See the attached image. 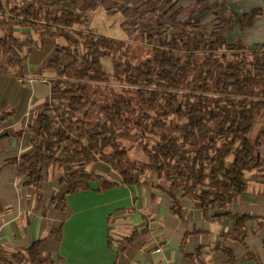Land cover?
<instances>
[{
  "label": "trees",
  "instance_id": "16d2710c",
  "mask_svg": "<svg viewBox=\"0 0 264 264\" xmlns=\"http://www.w3.org/2000/svg\"><path fill=\"white\" fill-rule=\"evenodd\" d=\"M100 4L121 11L123 26L144 23V56L88 28L89 11ZM185 11L178 0H0V80L24 75L37 55L48 75L53 98L35 109L26 128L30 148L16 164L33 186L62 169L55 209L92 181L98 190L151 183L174 206L187 197L210 219L247 190L248 172L264 170V46L237 49L221 22L198 28L192 18L181 21ZM14 27L28 31L16 35ZM104 57L112 72L103 70ZM13 114L20 115L13 109L2 119ZM90 161L107 164L114 181L84 169ZM223 216L234 222V238L244 234V214ZM133 239L118 240V250ZM10 255L17 263L54 264L39 242ZM0 261L8 262L2 249Z\"/></svg>",
  "mask_w": 264,
  "mask_h": 264
},
{
  "label": "crops",
  "instance_id": "0c3cea01",
  "mask_svg": "<svg viewBox=\"0 0 264 264\" xmlns=\"http://www.w3.org/2000/svg\"><path fill=\"white\" fill-rule=\"evenodd\" d=\"M178 1L185 13L196 2ZM188 15L203 29L221 22L227 43L237 49L264 46V0H206ZM41 68L42 58L31 56L24 75L0 80V100L6 104L0 107V249L8 260L0 264H32L17 263L10 254L24 253L35 242L54 264H264V170L248 172L247 190L226 209L213 210L218 216L210 219L180 197V191H175L180 199L174 206L151 183L98 190L92 181L90 188L66 194L62 210L52 204L61 189L62 169L38 186L25 184L16 160L30 148L26 128L35 109L53 98ZM13 109L18 118L2 119L4 111ZM83 168L113 181L116 177L101 161ZM223 214H244V234L234 238V222ZM132 234V242L119 251L118 240L125 243Z\"/></svg>",
  "mask_w": 264,
  "mask_h": 264
},
{
  "label": "rangeland",
  "instance_id": "374dc122",
  "mask_svg": "<svg viewBox=\"0 0 264 264\" xmlns=\"http://www.w3.org/2000/svg\"><path fill=\"white\" fill-rule=\"evenodd\" d=\"M187 0H182V2H185ZM89 18H90V23H89V29L95 30L96 32L103 34L105 36L117 39V40H122L128 43V46L130 49L134 51V53L137 56H144L146 48L143 46L141 43V40L138 35V31L141 30V27L144 25V23H139L137 27H132L131 29L129 27L123 26L122 22L124 21V17L121 13V11L116 10L114 12H108V7L105 4H100L98 5L95 9L89 11ZM185 15L182 16V20H189V19H194L196 20L195 17L189 16L188 14L190 13H184ZM189 16V17H187ZM191 17V18H190ZM146 22L150 23L151 25H155V20L152 17H149ZM198 28L203 27L202 24L197 26ZM24 31H28V29H22ZM15 34L18 35L19 32L15 30ZM58 41H63V38H58ZM102 67L103 70L106 72H112V62L111 59L108 57H104L102 60ZM264 115V114H263ZM264 120V116H263ZM254 131L251 134L254 135ZM264 152V151H263ZM58 170V171H57ZM59 168L55 169L54 173L52 175L56 176V174L59 172ZM51 175V177H52Z\"/></svg>",
  "mask_w": 264,
  "mask_h": 264
},
{
  "label": "built area",
  "instance_id": "2783aa9c",
  "mask_svg": "<svg viewBox=\"0 0 264 264\" xmlns=\"http://www.w3.org/2000/svg\"><path fill=\"white\" fill-rule=\"evenodd\" d=\"M45 81H47V79H44ZM160 251V248H156L155 249V252H159Z\"/></svg>",
  "mask_w": 264,
  "mask_h": 264
}]
</instances>
